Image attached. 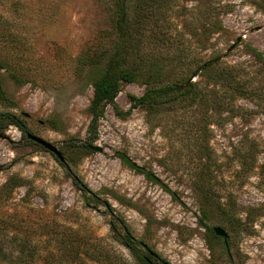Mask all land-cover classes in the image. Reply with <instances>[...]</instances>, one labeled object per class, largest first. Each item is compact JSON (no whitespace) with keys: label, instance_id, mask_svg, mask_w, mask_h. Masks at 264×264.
<instances>
[{"label":"rangeland","instance_id":"obj_1","mask_svg":"<svg viewBox=\"0 0 264 264\" xmlns=\"http://www.w3.org/2000/svg\"><path fill=\"white\" fill-rule=\"evenodd\" d=\"M112 8V0H0V56L26 77L18 84L0 70V110L64 157L13 124L0 129V263L25 240L30 264H108L103 253L141 264L117 236L124 223L169 264H264V216L255 211L264 206V0H152L138 42L145 61L161 66L164 83L190 76L196 94L149 112L130 105L145 85L124 82L90 139L92 86L76 59L110 26ZM213 203L251 217L230 228ZM214 226L228 236L211 237Z\"/></svg>","mask_w":264,"mask_h":264},{"label":"trees","instance_id":"obj_2","mask_svg":"<svg viewBox=\"0 0 264 264\" xmlns=\"http://www.w3.org/2000/svg\"><path fill=\"white\" fill-rule=\"evenodd\" d=\"M113 8L111 11V23L108 28H103L99 31L97 42L94 46H88L82 50L76 59L77 69L80 74L86 73L90 85L92 86V94L89 99L87 111L90 115L88 124L89 138L95 137L97 123L103 115L105 106L110 104L114 107V100L118 92L121 90V85L124 82H140L145 85L143 93L138 96L130 97L131 107H145L149 112L156 111L157 106L164 102L173 101L179 97H185L192 94L194 98L193 82L188 81L190 76L185 78V81H169L162 82L161 66L151 63H146L148 56H145L138 46L141 34L148 29V24L151 21L152 13L149 12L148 6L152 0H136L133 5L129 0H112ZM130 8V11H129ZM153 21V16H152ZM11 37V36H10ZM260 56L258 53L257 57ZM262 60V58H259ZM159 66V68H158ZM204 72L210 70L211 61L207 60L205 65H201ZM200 66V67H201ZM11 62L8 59L0 56V70L8 69L14 77L16 83L20 84L25 81V76L19 71H15ZM196 71L191 72L195 74ZM213 72V71H212ZM220 72V71H219ZM245 91V90H244ZM3 94V88L0 82V97ZM7 124L15 125L22 133V136L29 142L42 147L38 143L26 137L28 132H31L27 123L19 115L11 112L0 110V129ZM73 150L78 152L89 151L87 142L70 144ZM121 159L128 165L133 166L138 170H143L131 163L124 154L119 153ZM56 158V157H55ZM57 159V158H56ZM262 174L264 173V164L261 165ZM74 184L86 194L87 199H92L87 194L88 190L82 181L75 174H72ZM149 176V173L146 172ZM206 177H210L209 174ZM264 178V177H263ZM208 188H206L207 192ZM207 194V193H206ZM211 202V198L206 196ZM216 211L226 223L232 226H240L246 224V218L251 217L250 211H246L245 218L241 222L238 217L233 215V210L225 207L221 203H213ZM256 215L264 216V206L255 209ZM230 227V226H229ZM4 227L0 221V230ZM231 228V227H230ZM122 232L117 236L120 242L129 249L131 254L141 264H169L165 259L156 254H151L147 247H143V243L135 238L130 232L128 226L124 223L121 225ZM244 229H249L244 227ZM209 235L215 239H219L215 235L213 229H208ZM25 240L21 242L19 253L14 257H6L3 263L0 264H30L28 249L22 246ZM60 255L58 258L62 260ZM65 256H70L65 253ZM103 259H108V264H114L112 256L103 253ZM64 258V257H63ZM98 259H100L98 257ZM32 264V263H31Z\"/></svg>","mask_w":264,"mask_h":264},{"label":"water","instance_id":"obj_3","mask_svg":"<svg viewBox=\"0 0 264 264\" xmlns=\"http://www.w3.org/2000/svg\"><path fill=\"white\" fill-rule=\"evenodd\" d=\"M0 137L5 138L6 135L3 133H0ZM26 137L28 139L32 140L33 142L38 143L43 148H45L46 150L51 152L57 158V160L59 162H64V157H63L62 153L58 150V148L55 146V144L51 143L50 141H47L46 139H44V138H42V137H40L34 133H31V132H28L26 134ZM91 148H93L95 150H99L98 146H92L91 145ZM212 229H213L214 233L218 236H222L224 238H226L228 236V234L220 226H214ZM143 247H146V245L144 243H143ZM148 251L151 254H154V252H152L150 249H148Z\"/></svg>","mask_w":264,"mask_h":264}]
</instances>
